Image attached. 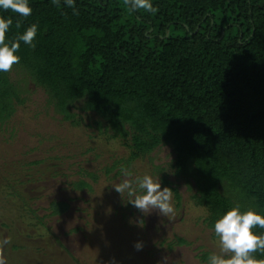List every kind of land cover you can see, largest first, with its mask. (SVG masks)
<instances>
[{"label":"trees","instance_id":"obj_1","mask_svg":"<svg viewBox=\"0 0 264 264\" xmlns=\"http://www.w3.org/2000/svg\"><path fill=\"white\" fill-rule=\"evenodd\" d=\"M152 3L155 14L129 13L123 0H75V15L64 0L59 8L29 0L26 18L0 7L13 21L7 43L38 25L35 48L20 41V62L0 72V130L26 103L12 79L23 73L64 122L81 124L75 110L102 119L129 150V164L169 147L173 176L194 190L192 202L206 210L204 223L218 238L214 224L233 207L264 215V0ZM19 171L0 181L25 208L30 198ZM162 180L179 205L178 189ZM48 210L63 216L69 205L53 201Z\"/></svg>","mask_w":264,"mask_h":264},{"label":"rangeland","instance_id":"obj_2","mask_svg":"<svg viewBox=\"0 0 264 264\" xmlns=\"http://www.w3.org/2000/svg\"><path fill=\"white\" fill-rule=\"evenodd\" d=\"M12 79L24 88L26 103L0 130V178L20 170L30 199L23 208L0 181V239L11 238L4 248L7 264H208L204 254L219 253L218 238L204 223L206 210L192 202L194 190L173 176L169 147L129 164V150L98 116L75 110L81 124L74 127L56 114L41 88L23 82V73L13 72ZM122 166L135 176L151 175L162 188L166 176L181 196L178 205L173 194L174 217L156 210L145 215L127 203L113 187L123 179ZM81 181L90 188L80 189ZM53 201L67 202L68 212L49 216Z\"/></svg>","mask_w":264,"mask_h":264},{"label":"clouds","instance_id":"obj_3","mask_svg":"<svg viewBox=\"0 0 264 264\" xmlns=\"http://www.w3.org/2000/svg\"><path fill=\"white\" fill-rule=\"evenodd\" d=\"M58 8L61 0H52ZM64 3L73 9V14L78 15L75 0H64ZM129 13L144 10L155 14L159 11L158 7H153L152 0H123ZM0 7L4 10H11L22 17H29L32 8L29 0H0ZM11 19L0 16V72H10L15 65L20 62V56L16 53L20 48V41L35 48L33 43L38 25L32 24L27 30L18 37L15 42H6V33L12 24ZM16 27L19 29L21 23L18 21ZM123 179L113 185L115 191L122 198L127 195V203L145 215L156 210L162 216L169 219L174 217L175 208L173 201V190L168 187H161V183L151 175L135 176L126 167L120 168ZM141 224L143 221L140 222ZM257 227L264 229V215L258 214L253 209L241 212L239 206L228 210L214 224V232L218 237L219 253H212L208 257V264H264V259H257L254 253H264V235L254 231ZM11 243L10 237L0 239V264H7L4 256L5 246ZM142 243H137L136 248L141 249Z\"/></svg>","mask_w":264,"mask_h":264}]
</instances>
